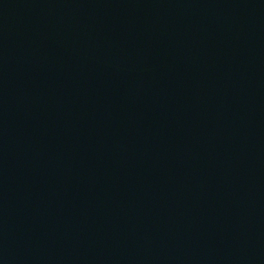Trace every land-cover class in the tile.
<instances>
[{
	"label": "water",
	"instance_id": "95a60500",
	"mask_svg": "<svg viewBox=\"0 0 264 264\" xmlns=\"http://www.w3.org/2000/svg\"><path fill=\"white\" fill-rule=\"evenodd\" d=\"M248 0H0V237Z\"/></svg>",
	"mask_w": 264,
	"mask_h": 264
}]
</instances>
